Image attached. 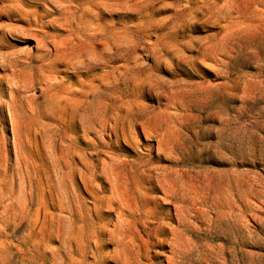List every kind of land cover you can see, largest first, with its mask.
Listing matches in <instances>:
<instances>
[{
    "label": "rangeland",
    "instance_id": "1",
    "mask_svg": "<svg viewBox=\"0 0 264 264\" xmlns=\"http://www.w3.org/2000/svg\"><path fill=\"white\" fill-rule=\"evenodd\" d=\"M0 264H264V0H0Z\"/></svg>",
    "mask_w": 264,
    "mask_h": 264
}]
</instances>
